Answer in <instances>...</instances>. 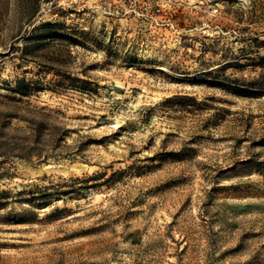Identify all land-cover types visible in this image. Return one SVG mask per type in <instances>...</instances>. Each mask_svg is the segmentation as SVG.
I'll return each instance as SVG.
<instances>
[{
	"label": "rangeland",
	"instance_id": "1",
	"mask_svg": "<svg viewBox=\"0 0 264 264\" xmlns=\"http://www.w3.org/2000/svg\"><path fill=\"white\" fill-rule=\"evenodd\" d=\"M176 1L0 0V264H264V0Z\"/></svg>",
	"mask_w": 264,
	"mask_h": 264
},
{
	"label": "built area",
	"instance_id": "2",
	"mask_svg": "<svg viewBox=\"0 0 264 264\" xmlns=\"http://www.w3.org/2000/svg\"><path fill=\"white\" fill-rule=\"evenodd\" d=\"M79 0H43L39 18L52 20L58 17L61 9H67L78 4ZM82 1V0H81ZM96 11H100L107 17H126L145 19L153 15L165 17L168 6L176 0H91ZM83 3H86L83 0ZM86 5V4H85Z\"/></svg>",
	"mask_w": 264,
	"mask_h": 264
}]
</instances>
